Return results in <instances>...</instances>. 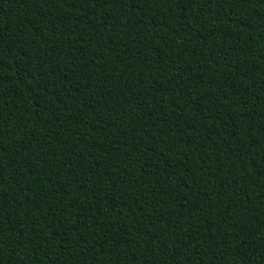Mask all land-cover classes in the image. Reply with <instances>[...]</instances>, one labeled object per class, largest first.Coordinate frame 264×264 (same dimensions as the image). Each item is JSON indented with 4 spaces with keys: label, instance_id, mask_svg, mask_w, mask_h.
Instances as JSON below:
<instances>
[{
    "label": "trees",
    "instance_id": "1",
    "mask_svg": "<svg viewBox=\"0 0 264 264\" xmlns=\"http://www.w3.org/2000/svg\"><path fill=\"white\" fill-rule=\"evenodd\" d=\"M0 264H264V0H0Z\"/></svg>",
    "mask_w": 264,
    "mask_h": 264
},
{
    "label": "snow or ice",
    "instance_id": "2",
    "mask_svg": "<svg viewBox=\"0 0 264 264\" xmlns=\"http://www.w3.org/2000/svg\"><path fill=\"white\" fill-rule=\"evenodd\" d=\"M189 2H190V0H189Z\"/></svg>",
    "mask_w": 264,
    "mask_h": 264
}]
</instances>
